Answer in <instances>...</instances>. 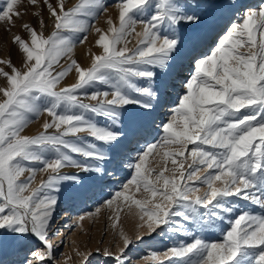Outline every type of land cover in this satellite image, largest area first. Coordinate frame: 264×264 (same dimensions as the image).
I'll list each match as a JSON object with an SVG mask.
<instances>
[{
	"label": "snow or ice",
	"instance_id": "1",
	"mask_svg": "<svg viewBox=\"0 0 264 264\" xmlns=\"http://www.w3.org/2000/svg\"><path fill=\"white\" fill-rule=\"evenodd\" d=\"M113 6L118 22L108 18L105 31L93 23L108 11L105 0L70 8L66 0H0L9 31L27 14L22 8L39 18L36 27L21 25L27 38H11L21 66L0 57V264H67L72 257L58 260L55 243L61 196L70 210L126 171L120 191L75 221L82 228L107 210L119 243L76 249L79 264H131L133 245L165 231L190 238L164 252L170 264H264V0ZM45 11L53 29L47 36ZM93 29L101 52L85 68L71 56L76 36L85 43ZM73 71L76 82L62 86ZM97 85L103 90L89 92ZM157 114L159 138L149 143ZM42 115L49 119L41 130L24 134ZM150 157H160L159 171ZM38 174L45 177L33 188ZM121 213L135 217L132 235L117 231ZM218 222L220 240L198 235Z\"/></svg>",
	"mask_w": 264,
	"mask_h": 264
},
{
	"label": "rangeland",
	"instance_id": "2",
	"mask_svg": "<svg viewBox=\"0 0 264 264\" xmlns=\"http://www.w3.org/2000/svg\"><path fill=\"white\" fill-rule=\"evenodd\" d=\"M55 2V0H53ZM78 0H66V6L72 7L76 4ZM108 11L99 15L93 23L95 26L107 31L108 25L106 23L108 18H112L114 22H118V11L113 6L116 0H105ZM253 2L258 3L259 0H253ZM22 12L26 11L27 14L23 16V19L16 20L15 27L11 28V31L8 30V25L4 23H0V57H10L13 64H15L18 68L21 66V56L17 52L16 47L11 43V38L13 35H21L27 38V34L22 29L21 25L25 22L30 23L32 26L36 27L38 17L32 15L35 9L31 7H27L26 9L22 8ZM43 18L47 24V27L44 29L45 35H49L52 29V22L48 17L47 12L43 13ZM138 31L141 29L138 28ZM87 41L85 43H79V39L81 38L79 35L76 36V46L74 52L71 56L72 59H76L80 65L85 62V68L89 67L91 64V53L100 54L101 49H99L95 45V41L98 39V34L94 31H90L87 33ZM132 43L128 46L135 47L136 39L135 37L131 38ZM210 46V45H209ZM242 51H247V49H242ZM69 63V59L67 57L63 58L60 62V69L66 67ZM89 63V64H88ZM185 75L187 73L185 72ZM76 73L73 71L67 78H75ZM65 78V80L67 79ZM74 82H72L73 84ZM3 85V81L0 80V86ZM94 90H103V86L97 85L95 89H89V92ZM172 101H175V97L172 98ZM85 102H90L85 100ZM168 108L165 107L164 112H167ZM49 119L47 115H42L38 119H35V122L31 123L29 127L26 129V135H35L38 131L41 130V125L45 120ZM98 123L104 125L106 121L102 118H94ZM161 122V118L159 114L156 115L155 124L152 125L150 134L147 136V142H155L159 137V128L156 125H159ZM82 137L86 139H91L90 137H86L85 134H81ZM143 143L141 144V147ZM192 146L189 145V148ZM135 155V153H133ZM80 159L79 157H77ZM160 157H150V166L154 167L159 171L160 168ZM187 163H191V158L189 157ZM187 163L185 168H187ZM172 165L169 163V168ZM64 172L67 174H78L81 177L88 176L86 173H77L76 169L67 168L64 169ZM170 173H166L169 175ZM201 176L205 175L204 172L200 173ZM45 177V174H38L36 177V182L32 185V187H36L40 180ZM130 176L127 175V171L124 174L117 176L116 178L107 177L105 183L94 187V195L91 198L84 200H76L72 207L69 210V205L66 202L65 197L61 196L60 202L58 203L57 212L55 213L54 227L57 231L61 233L59 237L56 238L55 243L57 245V258L60 261H65L68 257H72V259L67 260V264H79V258L76 257L75 251L76 249L84 250H95L96 248H104L111 247L115 248L119 243L118 237L115 235L113 229L110 227V221L108 220V216L111 214L107 210H103L101 214L96 218H88L85 219L82 223V228L77 227L75 221L79 215H86L89 212H94L96 207H99L103 204V202L107 199L112 198V196L121 190V184L126 183L127 179ZM204 189L202 188V191ZM236 199V198H231ZM242 205H246L249 211H252V206L247 205V202L239 201ZM201 211H204L201 209ZM257 211H259L257 209ZM136 219L135 217L128 216L125 213H121L120 225L118 226L117 231L120 227H122L129 235H132L136 231ZM228 224L225 222L223 224V228H227ZM198 235L203 236L204 238L211 241H218L222 237L221 226L219 222L217 223V227L209 229L203 233H198ZM179 242H190V238H186L183 236H175L171 233L164 232L159 235L154 234L152 237H145L143 242H137L135 245L131 247V251L128 253V257L131 261V264H155L152 260L153 255L157 256L159 259L164 260V264H170V261L164 258L163 254L172 246H175ZM137 246V247H136ZM138 250V251H137ZM9 259H15V257H9Z\"/></svg>",
	"mask_w": 264,
	"mask_h": 264
},
{
	"label": "bare ground",
	"instance_id": "3",
	"mask_svg": "<svg viewBox=\"0 0 264 264\" xmlns=\"http://www.w3.org/2000/svg\"><path fill=\"white\" fill-rule=\"evenodd\" d=\"M85 62L86 61H84L83 63H82V67H85ZM89 64V63H88ZM72 82H76V77L73 79V78H67L66 80H64L63 81V83H62V86H68V85H71L72 84ZM99 186V185H98ZM95 187H97V186H95ZM86 221V220H85ZM137 247V246H136ZM138 251V250H137Z\"/></svg>",
	"mask_w": 264,
	"mask_h": 264
}]
</instances>
